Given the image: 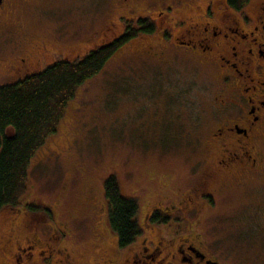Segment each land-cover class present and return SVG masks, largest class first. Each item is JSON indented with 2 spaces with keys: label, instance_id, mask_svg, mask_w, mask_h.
I'll list each match as a JSON object with an SVG mask.
<instances>
[{
  "label": "rangeland",
  "instance_id": "1",
  "mask_svg": "<svg viewBox=\"0 0 264 264\" xmlns=\"http://www.w3.org/2000/svg\"><path fill=\"white\" fill-rule=\"evenodd\" d=\"M175 1L135 0L133 14L146 16L149 7ZM124 11L122 0H27L11 24H0V56L27 55L48 40L59 49L58 59H79L112 39ZM112 20L118 23L112 25ZM144 39L139 35L120 46L95 76L77 87L58 131L30 162L29 188L21 204L53 207L59 225L64 221L72 232L66 241L76 262L91 261L101 237L110 236L105 225L110 175L117 177L121 193L136 198L146 211L159 198L164 181L185 189L194 174L214 161L217 148L209 136L216 125L217 76L182 53L158 58L136 52L137 40ZM41 54L45 64L52 63L50 51ZM1 72L0 84L14 79ZM210 187L217 203L198 229L212 253L227 264H264V207L257 211L242 188L219 189L216 179ZM12 209H0L2 240ZM97 216L105 235L93 229ZM19 220L32 225L22 230V240L25 233H35L45 241L52 233L51 220L40 213L22 212ZM7 247L12 251L15 241Z\"/></svg>",
  "mask_w": 264,
  "mask_h": 264
},
{
  "label": "flooded vegetation",
  "instance_id": "2",
  "mask_svg": "<svg viewBox=\"0 0 264 264\" xmlns=\"http://www.w3.org/2000/svg\"><path fill=\"white\" fill-rule=\"evenodd\" d=\"M26 1L0 0V24H11ZM134 3L122 0L125 11L117 17L119 24L111 21L119 26L111 40L134 28L138 33L127 42L139 35L147 38L137 40L136 52L144 50L158 58L182 53L218 78L220 90L213 110L216 125L209 136L217 148L212 166L194 174L195 180L185 189H173V184L164 181L158 188L159 198L146 211L139 204L136 219L141 231L127 242L122 243L112 227L107 206L105 225L110 236L101 237L91 261H75V251L66 241L72 232L64 221L59 225L50 204L28 202L11 207L15 211L9 216V232L0 239V264H227L212 253L198 229L205 212L217 203L210 182L218 180L223 190L242 188L257 211L264 207V0H177L161 3L155 10L149 7L146 16L133 14ZM144 20L155 30L143 31ZM48 51L53 60L47 65L41 52ZM59 54V49L44 40L27 55H14L10 60L0 56V70L14 78L2 84L46 69L59 60ZM29 205L41 208L32 210ZM22 212L40 213L51 220L52 233L45 241L35 233L20 238L22 230L32 227L30 220H19ZM106 227L97 220L93 229L105 235ZM13 241L16 247L10 251L7 245L13 246Z\"/></svg>",
  "mask_w": 264,
  "mask_h": 264
},
{
  "label": "trees",
  "instance_id": "3",
  "mask_svg": "<svg viewBox=\"0 0 264 264\" xmlns=\"http://www.w3.org/2000/svg\"><path fill=\"white\" fill-rule=\"evenodd\" d=\"M147 23L144 20L143 31H154L155 26ZM137 33L130 28L79 59L61 58L22 80L0 84V209L22 205L29 188L31 159L47 138L58 131L77 87L95 76L118 48ZM105 196L109 220L120 241L132 240L141 231L136 219L138 200L121 193L115 175L106 180Z\"/></svg>",
  "mask_w": 264,
  "mask_h": 264
}]
</instances>
